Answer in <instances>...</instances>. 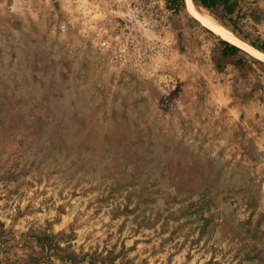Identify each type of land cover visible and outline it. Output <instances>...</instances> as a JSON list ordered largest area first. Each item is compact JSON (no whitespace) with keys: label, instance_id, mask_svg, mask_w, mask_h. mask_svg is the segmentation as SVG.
I'll return each mask as SVG.
<instances>
[{"label":"rangeland","instance_id":"obj_1","mask_svg":"<svg viewBox=\"0 0 264 264\" xmlns=\"http://www.w3.org/2000/svg\"><path fill=\"white\" fill-rule=\"evenodd\" d=\"M237 1L192 0L223 57L186 0H120L171 29L141 69L80 42L115 0H0V264H264V0Z\"/></svg>","mask_w":264,"mask_h":264},{"label":"crops","instance_id":"obj_2","mask_svg":"<svg viewBox=\"0 0 264 264\" xmlns=\"http://www.w3.org/2000/svg\"><path fill=\"white\" fill-rule=\"evenodd\" d=\"M119 2L120 0H115V3H117L116 7H114L115 9L110 7V19L112 18V22L109 21L108 23L110 25H108L107 20L103 18L106 17V15H103L102 11L99 12L100 14H96L100 17L93 20V22L88 21L89 24L86 25V21L82 22L80 30L84 40L80 42L86 45V48L89 44L94 48H104L109 53L108 55H110L111 59L116 57L117 61L119 59L120 61H124V57L131 65L141 69L148 64L157 65L160 59L164 58L166 53L164 41L170 34V27V30L164 28L157 30L144 29L145 31L128 28L126 25H123V17L121 12L119 13ZM123 3L122 5L124 6ZM110 5L113 6L114 3ZM116 16H119V19H117ZM220 55L223 56L221 52ZM196 65L202 67L201 72H203L204 66L207 67L209 73H211L215 80L221 79L222 76L218 77V75L223 72H221L212 61L203 64L202 60H197Z\"/></svg>","mask_w":264,"mask_h":264},{"label":"trees","instance_id":"obj_3","mask_svg":"<svg viewBox=\"0 0 264 264\" xmlns=\"http://www.w3.org/2000/svg\"><path fill=\"white\" fill-rule=\"evenodd\" d=\"M166 7L172 12L178 13L184 6V0H164ZM203 7L209 9V10H219L221 12V16H230L232 15L238 6L237 0H194ZM231 19V17H228ZM244 39H247V37H244ZM221 53L224 57H230V56H237L241 52V48L231 43L227 40H221ZM249 43L253 46H255L257 49L261 50L264 53V43L257 44L255 41H249Z\"/></svg>","mask_w":264,"mask_h":264},{"label":"bare ground","instance_id":"obj_4","mask_svg":"<svg viewBox=\"0 0 264 264\" xmlns=\"http://www.w3.org/2000/svg\"><path fill=\"white\" fill-rule=\"evenodd\" d=\"M187 2V7L188 9L203 23L205 24L206 26H208L209 28H211L212 30H214L216 33L220 34L223 38L229 40L231 43H234L236 45H239V42L238 41H235L233 40V38H229L227 36V34L222 31L218 26H216L209 18L208 15H203V14H200L199 12H197L193 6V2L192 0H186ZM203 12V11H202ZM214 19V18H213ZM214 21V20H213ZM218 25V24H217ZM234 33V32H233ZM235 34V33H234ZM235 37V36H234ZM236 38V37H235ZM241 46V44H240ZM242 47L243 49L247 50L249 53H251L252 55H254L255 57H258V58H261V59H264V53L261 52L260 50L256 49L255 47L249 45V44H245L243 43L242 44Z\"/></svg>","mask_w":264,"mask_h":264},{"label":"built area","instance_id":"obj_5","mask_svg":"<svg viewBox=\"0 0 264 264\" xmlns=\"http://www.w3.org/2000/svg\"><path fill=\"white\" fill-rule=\"evenodd\" d=\"M133 18H130L129 21H132L133 23L136 22L137 25H139L140 27H150L151 24H153V14H143L142 16L140 14H135L133 16H131Z\"/></svg>","mask_w":264,"mask_h":264}]
</instances>
